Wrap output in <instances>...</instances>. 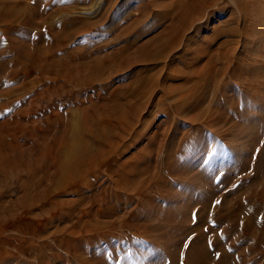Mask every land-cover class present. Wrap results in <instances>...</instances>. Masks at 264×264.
Segmentation results:
<instances>
[{
    "label": "rangeland",
    "instance_id": "1",
    "mask_svg": "<svg viewBox=\"0 0 264 264\" xmlns=\"http://www.w3.org/2000/svg\"><path fill=\"white\" fill-rule=\"evenodd\" d=\"M9 1L27 8L29 14L25 15H31L29 22L15 20V23L26 24H15L22 30L19 34L10 33L11 37L38 45H44L51 38L46 23L54 20L56 26L60 23V13L53 9L69 5L67 0ZM198 1L114 0L110 3L87 0L81 4L78 10L82 8L85 12L82 14L97 23L85 31H80L82 26L76 24L71 30V40H64L65 49L60 50L56 58L62 57L70 65L103 58L120 44L132 42L133 46L122 53V57H129L139 43L166 30L169 22L175 21L174 13L162 15L163 6L172 2V11L179 3H184L188 22L173 51L149 61L144 73L153 84L135 101L136 121L131 129L121 130V138L112 140L118 149L110 156L82 170L80 181L62 188L52 185L54 167H47L44 172L40 166L41 171L34 179L37 186L27 189L24 184L31 179L27 173L28 178L24 177L25 171L23 175L13 172L3 180L0 195L5 196H0V203L4 204L1 213L5 225L0 226V264H88L94 258L105 264H190L186 254L196 239L212 248L221 241L223 249L235 256L233 263L251 260L250 252L246 251L248 243L238 240L236 228L228 226L225 217L219 215L224 213L222 206H241L251 201L249 196L262 187L264 166L261 165L259 171L257 168L259 157L264 154V0H253L254 8L250 4L254 10L247 16L242 10L246 0L244 3L207 0L205 4ZM196 2L201 6L197 7ZM92 5L94 8L85 11ZM198 8H201L199 12ZM135 18H141V23L124 37L122 29ZM3 34L0 25V54L9 60L13 54L1 43ZM112 39L114 44L107 45V50L99 54L93 51L96 42L98 45ZM67 49L75 50L72 57L65 55ZM115 59L113 64L103 65L96 81L85 84L75 80L66 86L61 81L65 78L64 72L55 82L51 80L54 79L52 73L39 72L38 75V70L26 69L31 66L29 60L23 59L18 67L8 63L3 75L13 74L14 78L0 88H12L8 91L11 98H1L0 107L7 108L11 102L7 114L21 110L24 116H30V121L22 120L23 124H28L14 133L16 140L12 139L21 154L24 152L23 161L32 163L41 156L45 159L42 150L62 136L61 128H58L60 132L57 130L46 137L38 136L46 120H52L55 114L65 117L74 114L80 119L85 110L103 101L101 96L128 83L131 67L123 69L122 75L125 77L127 72V77L121 78L117 70H112L121 57ZM183 60L186 63L183 64ZM137 62L138 66L143 61ZM208 64L215 73L207 75L211 79L205 77L210 84L203 90V99L192 100L188 96H194L195 91L190 90V82L196 80V73ZM176 69L181 74L175 77L172 73ZM236 71L240 75L235 77ZM108 79L112 81L106 85L104 81ZM201 90H196L197 94ZM2 119L0 116V121ZM31 128L35 132L39 129L33 138L28 134ZM94 151L91 153L95 154ZM128 163L130 166L135 163V176L124 174L123 165L129 168ZM172 171L186 176L177 179V174L171 175ZM121 175L132 181L131 187L124 191L116 186ZM24 199L26 207L21 205ZM235 209L231 210L236 211L234 217H243L242 208ZM146 220L155 234L152 239L134 234V226ZM176 225H179L177 229ZM201 232L206 234L205 240Z\"/></svg>",
    "mask_w": 264,
    "mask_h": 264
},
{
    "label": "bare ground",
    "instance_id": "2",
    "mask_svg": "<svg viewBox=\"0 0 264 264\" xmlns=\"http://www.w3.org/2000/svg\"><path fill=\"white\" fill-rule=\"evenodd\" d=\"M13 1L15 3H18L17 0L16 1L13 0ZM67 1H69V2H66V4L69 3L68 6L62 5V7L58 6L59 8L55 7L53 9V10H55L53 12L60 13L59 14V16H60L59 18H61L59 21L60 23L58 22L59 24H57V26L54 23L55 20L46 23L49 26L47 31H48V35H50L51 38L44 45H38V44H35L34 41H31L32 42L31 44L29 42H26V44H25L24 42L16 41V40H14L15 38H12L13 36L11 35L12 32H13V35L19 34L22 30L21 29L22 27H20V25L26 24L24 22L15 23L16 19H19L20 21L25 20L27 22H29L31 20L30 19L31 15L30 16L25 15L26 13L29 14V12L27 11V8H25L19 4L12 5L9 0H0V25H1L3 33L5 34V35L3 34V38H2L1 43L3 44L4 48L8 52L13 54V58H11L9 60L8 59L5 60V58H4L5 55L2 56V54H0V86L1 85L5 86L6 83L8 84V82L11 79L13 80V78H14V75L12 74L11 71L10 72L12 75H10V76H9V74H8V76L3 75L4 73H6L5 70H7V68H8L7 67L8 63L12 62V63H14L13 66L18 67V64H20L23 59L31 61L30 68H29V66H27L26 69L29 70V69L33 68L35 70H38L37 71L38 75H39V72L40 73L41 72L52 73L54 75L53 76L54 79H51V80L52 81L55 80V82L59 78V76L64 72L65 78L61 81L64 82L65 86L73 84L75 82V80L81 81L82 83H85V84L91 83L92 81H96V78L99 77L98 75L100 74V72L103 69V65L106 64L107 62L110 64H113L114 60H116L115 58H119V57H121V59H119V61L112 66V70L113 71L117 70L119 72L117 74H119V76L121 78H125V77H127V74H126L127 72H125V74H124L125 77H123V75H122L124 72L123 69L125 67H127V69H129L131 67L132 75L129 76L130 80L128 78V83L126 85L117 88L116 91H113L112 93H105V95L101 96V97H103V101L101 103H99L97 106L95 105L92 107V109L88 108V110H85V111L83 110L84 112H83L82 117L80 119L76 118L74 116V114H73V116H69V117L67 115L65 117V115L58 116V114L57 115L55 114V116L52 120H46L44 128L42 127V129H40V131L38 129L35 132V130H33L32 128L29 129L28 134H29V136L32 135L31 136L32 138L35 137L36 135H38V133H37L38 131L41 133V135L39 134L38 136L43 135L45 137L47 134H52V132H56L60 128H61L60 130L62 133V136H60L59 139L53 140L52 142H50L48 144V146L44 150H42V152L45 151L44 152L45 159L41 156L35 162H32V163L27 162V161L26 162L23 161L22 156L24 155V152H22V154H21L17 145L12 144L13 140L15 139L14 133H16L17 130L23 129V127H26V124H28V123L25 122L23 124V121L24 120L30 121L29 120L30 116L29 115L27 117L24 116L23 112H21V110L16 111L15 113H8L7 114V109L9 107H11V104H12L11 102L8 104L9 107H7V108L3 109L0 107V116L3 117V119L0 121V177H1L0 187L2 186L3 180H6L8 178V176H11V174L13 172L16 175L17 174L21 175V173L23 175L24 171H25L24 172L25 175L27 173L29 178L32 180V181L29 180V182L31 181V183L28 182V184L27 183L24 184V185H26L25 188L27 189L31 185L37 186L38 182L35 181L34 179L36 178V174L41 171L40 170V166H41V168L43 169L42 171H44V172L46 171L45 169H47V167H51V168L54 167L55 170H54L53 175H52L53 176V179H52L53 184L52 185L54 188H62V187L67 186L69 183L80 181L82 179V176H81L82 170L84 171V170H87L86 168H88V167H93L92 165L97 164L99 161L106 159L108 156H110L111 153H113L116 149H118V148H116L117 145L113 144L114 141H112V140L116 139V138H121L120 137L121 130H127V129L129 130L132 128V126L134 125V123L136 121V116L138 114V110H137L135 101H137V99L142 97V95L146 92V90H148V88H150L151 85L153 84L150 76L146 75V73H144V70H146V68L149 67L148 66L149 61L152 60L153 58L154 59L163 58L169 54V52L174 48V46L179 43L181 35L183 33V29L188 22L187 14L185 15L186 6H183L184 3H179L177 5L178 6L177 9L172 11V6L174 5V2H172V3L170 2L171 4H169L167 6L166 5L163 6L164 9H163L162 15L165 16L168 14L167 16H170V13H174L173 16L176 18L175 21H170L166 30H164L160 33H157L155 35H152L145 42L139 43L138 46L136 47L134 53L132 55H130L129 57H125V58L122 57L123 56L122 53H124L126 50L130 49L133 46L132 42L123 43V45L120 44L121 45V46L119 45L120 47L118 46V48L111 51L113 49L112 48L111 50H109V51H111L109 54L102 56L103 58H100V57H96V58H92V59L90 58L91 60L80 61L78 64L75 63L74 65H70L67 62L63 61L62 57H61V59L56 58V56L60 53V50L65 49L64 48V40L73 36L72 35L73 32L71 30L76 24L77 25L79 24L80 26H82L83 29H80V31L81 30L85 31V29H90L94 25H96L97 21L90 20V18H88V17H86V15L82 14V13H85L81 10L82 8L80 10H78L79 7L83 6V5L81 6V4H84L87 0H67ZM113 1L114 0H108V2H110V3H112ZM202 1L204 4L207 2V0H202ZM240 1L243 2V0H240ZM246 2L249 4L251 3L253 8H254V5L256 4V2H254L253 0H246L245 3L243 2L244 4L242 5V10L247 16V15H250L254 9L251 8V4H250V7H248L249 4L247 5ZM197 4H198L197 7L201 6V5L199 6L200 3H197ZM94 5H92V7L90 9H86L85 11L88 12V10H91L92 8H94ZM194 6H196V5H194ZM199 9L201 10V8H198L196 10H198V12H199ZM32 11L34 12L35 10L32 8ZM33 12H32V16H33ZM193 12H195V11H193ZM171 16H172V14H171ZM141 21H142L141 18H135L132 20L131 25L124 27L122 29V34L124 33V37L127 36L126 34L133 32L134 29H136L137 26L141 23ZM15 24L16 25L20 24V25L15 27L14 26ZM129 27H131V28H129ZM120 35H121V33H120ZM116 38H117V40H119V35H117ZM116 38H115V40H116ZM70 40H71V38H70ZM115 40L112 39V41L108 42V43L98 42L99 43L98 45L96 42V46L95 47L93 46L94 47L93 51L94 52L97 51V53L99 54L100 51H103V50L105 51V49L107 50V45L111 44V46H112V43L114 44ZM54 41H56V42H54ZM53 42L56 44L54 45ZM117 42H115V43H117ZM27 43H29V45ZM36 43H37V41H36ZM92 44H91V46H92ZM28 47H30V48H28ZM74 51H75L74 49H67L65 51V55L72 57L74 55ZM3 54H5V53L3 52ZM61 54H64V50H63V53H61ZM85 55L89 56V54H87V53H85ZM88 56H85V57H88ZM79 59H81V58H79ZM138 60L143 61V62L137 66L136 62ZM68 61H69V59H68ZM184 63H186V62L183 60V64ZM156 64H159V63H156ZM132 66H134V67H132ZM212 68H213V66L211 67V65H209V64L206 65V67L204 69H202L201 71L199 70V72L196 73V80L191 81V82L189 80L190 90L195 91L194 93H195V95H197V97H194L195 95L194 96L189 95L188 96L189 98L191 97L192 100L194 98H198V100L203 99V96H204L203 90H205L206 85L208 83V82H206V80L211 79L207 75L211 74V73H213V74L215 73V71L212 72ZM147 70H148V68H147ZM26 72H24V73L26 74ZM238 72L236 71V74H234L235 77L237 75H240V74H238ZM130 73L131 72H129L128 75ZM172 74L176 77V76L181 74V71L176 69V70H173ZM115 75L116 74L113 75V78ZM206 76L209 79H207V78L205 79ZM3 77H4V79H3ZM238 77H240V76H238ZM42 79H44V78H42ZM60 79H62V78H60ZM109 79H108V81L107 80L104 81V83L106 85H108L109 81H112ZM208 84H210V83H208ZM245 86H246V84H245ZM199 88H202V90H201V92H199V94H197L196 90H199ZM11 89L12 88H10V90ZM247 89H249V87L246 88V91L248 92L249 90H247ZM10 90L0 88V100H1V98L8 97L9 95H11V94H8V91H10ZM38 96L39 95H37L35 97V100L38 99ZM60 130H59V132H60ZM123 133H124V131H123ZM6 151H8V153L10 151L11 153L5 155ZM91 151L92 152L94 151L95 154H92ZM16 152H17V154H16ZM168 152H170V151H168ZM38 153H40V152H38ZM135 161L136 160H134V162ZM135 163L132 164V166H130L128 163V165L130 167L128 165L127 166L129 168H127L125 166L126 164L123 165L124 167L122 168V170L124 171L125 175L127 174L128 176L129 175L135 176V171L137 172ZM171 163H173V162L170 161V165H171ZM261 165L264 166V154H261L259 157L258 168H257L258 170L257 171H259V168ZM121 166H119V168ZM113 170H114V168H113ZM179 171H182V168ZM176 172H177V170H176ZM186 172H187V170H186ZM172 174L174 176H175V174H177L176 175L177 179L178 178L180 179V177H182L181 176L182 174L175 173L173 171L171 172V175ZM185 176H186V174H185ZM24 177H27V175ZM184 177H182V178H184ZM128 179H129V177H128ZM116 182H117L116 183L117 188L122 190V191L131 187V183H132V181L130 182V179L127 180L124 176L122 177V175L120 176V179L117 180ZM261 185H262V187H261V189L259 188L260 189L259 191L254 192L255 193V194L253 193L254 195L249 196V198L251 197V199H252L251 201H248V200L245 201L244 204L241 205L242 207L240 205L238 207H237V205H235L233 208H230L229 206L227 207L226 205L222 206V210H224V213L219 215V216L225 217L224 221L227 223L228 226H231V227L233 226L236 228V231H237L236 232L237 233L236 238L238 240L244 239L248 243V245L246 246V251L248 250V252H250L251 260L249 261L247 258V259H242L240 261L233 263L232 260L234 259L235 256L233 255V253L230 254L231 252L228 253V252H226V250L223 249V247H222L223 245L221 243H219L221 241H218L217 243L215 241H213L216 244H214V247L212 248V246L211 247L206 246L202 240H200V239L197 240L195 238L196 241H194V242L192 241L193 244H191L190 250L188 249L189 253L186 254V255H188L187 256L188 257L187 262L189 260L190 264H254L255 262L258 261L261 264H264V176L262 178V184ZM2 188L3 187H1V189ZM164 190L166 191L165 188H164ZM5 194H7V193H5ZM0 196L2 198L5 195H4V193H2ZM27 196H29V194ZM36 197H38V195ZM36 197H35V199H36ZM150 200H151V198H150ZM2 204L0 205V226L5 225L4 217H2V213H3L2 207L4 206V204H3V206H2ZM21 205H22V207H24V206L26 207V200L25 199H24V201L21 202ZM15 206H16V204H15ZM15 206H13V207H15ZM239 207L242 208V212L244 214H243V217L237 219L234 217V216H236V214L234 213L236 211H231V210H234L235 208H236L235 210H239L240 209ZM5 209H7V208H5ZM239 212L241 214V211H239ZM158 219H160V218H158ZM138 223H139V221H138ZM149 225H150L149 220H146L145 222H143L141 224L140 223L136 224L134 226V229H135L134 234L137 236H144V237H147L148 239H152L155 234L153 235L151 228L149 229V227H150ZM154 226L155 225H153V227ZM177 226H179V225L175 226L176 229H177ZM161 228H163V227H161ZM157 231H160V230L157 229ZM157 231H156V233H157ZM161 232H163V231L161 230ZM230 232L232 233L233 231L230 230ZM225 233H227V232H224V234ZM227 234H229V233H227ZM233 234H234V232H233ZM179 235L180 234H178V237H179ZM202 235H204V234H202V232H201V237H202ZM205 236H206V234L204 235V238H203L204 240L206 239ZM231 244H233V243H231ZM240 252L241 251H239V253ZM88 264H105V263L103 262V260H100L98 258L97 259L94 258Z\"/></svg>",
    "mask_w": 264,
    "mask_h": 264
}]
</instances>
